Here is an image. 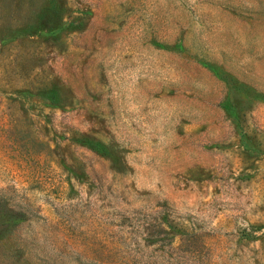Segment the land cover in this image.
Segmentation results:
<instances>
[{
	"label": "rangeland",
	"instance_id": "rangeland-1",
	"mask_svg": "<svg viewBox=\"0 0 264 264\" xmlns=\"http://www.w3.org/2000/svg\"><path fill=\"white\" fill-rule=\"evenodd\" d=\"M0 264H264V0H0Z\"/></svg>",
	"mask_w": 264,
	"mask_h": 264
}]
</instances>
